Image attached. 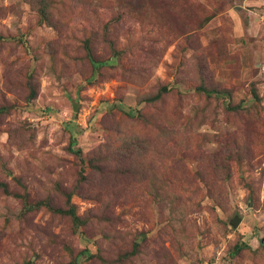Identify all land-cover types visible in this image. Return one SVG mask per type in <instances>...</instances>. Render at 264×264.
<instances>
[{"label": "rangeland", "instance_id": "374dc122", "mask_svg": "<svg viewBox=\"0 0 264 264\" xmlns=\"http://www.w3.org/2000/svg\"><path fill=\"white\" fill-rule=\"evenodd\" d=\"M0 183V264H264V0H0Z\"/></svg>", "mask_w": 264, "mask_h": 264}, {"label": "water", "instance_id": "95a60500", "mask_svg": "<svg viewBox=\"0 0 264 264\" xmlns=\"http://www.w3.org/2000/svg\"><path fill=\"white\" fill-rule=\"evenodd\" d=\"M239 220H240L239 217H234V219L231 221L232 225L236 226Z\"/></svg>", "mask_w": 264, "mask_h": 264}, {"label": "trees", "instance_id": "16d2710c", "mask_svg": "<svg viewBox=\"0 0 264 264\" xmlns=\"http://www.w3.org/2000/svg\"><path fill=\"white\" fill-rule=\"evenodd\" d=\"M103 62H101V64H102ZM72 150V149H71ZM73 151V150H72ZM74 153H76V154H78V151H73ZM0 186H3V184L2 183H0ZM237 248H241V246H237Z\"/></svg>", "mask_w": 264, "mask_h": 264}]
</instances>
